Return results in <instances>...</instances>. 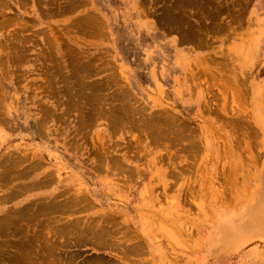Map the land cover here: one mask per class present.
Here are the masks:
<instances>
[{"label": "rangeland", "instance_id": "374dc122", "mask_svg": "<svg viewBox=\"0 0 264 264\" xmlns=\"http://www.w3.org/2000/svg\"><path fill=\"white\" fill-rule=\"evenodd\" d=\"M262 209L264 0H0V264H264Z\"/></svg>", "mask_w": 264, "mask_h": 264}, {"label": "bare ground", "instance_id": "6f19581e", "mask_svg": "<svg viewBox=\"0 0 264 264\" xmlns=\"http://www.w3.org/2000/svg\"><path fill=\"white\" fill-rule=\"evenodd\" d=\"M148 119H150L151 120V117H147ZM147 118H146V120H147ZM170 118H171V120H172V122L174 121L175 122V120H174V118L173 117H171L170 116ZM144 122V121H143ZM146 122V124L147 123H150L149 121H145ZM27 174V173H26ZM10 176V175H9ZM13 177V176H12ZM12 177H10V178H12ZM4 178V177H3ZM9 178V177H8ZM10 178L8 179V180H10ZM11 181V180H10ZM44 182V181H43ZM42 182V183H43ZM29 183V182H28ZM37 183V182H36ZM36 183L34 184L35 186H36ZM24 184V183H23ZM38 184H40V183H38ZM37 184V185H38ZM30 186V185H29ZM29 186H27V184L26 185H24L23 187H19L18 186V188H17V191H20V190H22L23 191V189H25V188H29ZM34 186V187H35ZM34 187H31V188H34ZM21 191V192H22ZM10 193V195H11V192H9ZM9 196V195H8ZM11 197V196H10ZM51 198H53V196L51 197ZM55 198V197H54ZM49 201V200H48ZM47 201V202H48ZM77 201V200H76ZM54 202V201H53ZM72 202V201H71ZM33 203V202H32ZM50 203H51V201H50ZM42 205H40V203H38V205H35V206H30V207H28V206H24V207H21V208H17V209H15L14 211H11V212H8V213H4V214H7L8 216H10V217H12V216H14V214L15 213H19V214H24V213H26V214H29L28 212H29V210H31L32 211V214H34V213H36L37 211H44L43 213L44 214H49V213H51V211L52 210H55V212H56V209L57 208H60L61 207V205H59V206H55V205H53V204H55V203H51L53 206H55V207H53L52 208V206L51 207H49L48 205H49V202H48V204L47 203H45V202H42L41 203ZM68 207V204H66V208ZM70 207V206H69ZM49 208V209H48ZM48 209V210H47ZM64 209V208H63ZM47 210V211H46ZM66 210V209H65ZM262 210H264V209H262ZM54 212V211H53ZM58 212V211H57ZM3 215V214H2ZM2 215L0 216V226L2 225V223L3 222H5L6 220H4V219H1L2 218ZM99 220H102L101 222L99 221ZM99 220H97V219H94V218H89L86 222H79L78 220H74V221H69V222H67L66 224H65V226H63L64 227V229H61V228H59V227H57V231L58 232H60V233H64V231L68 234V237H70V235H72L73 236V238H74V241H81V242H87V241H89V243L91 242V243H94V244H96V243H104V244H109V245H112V247H119L121 250L124 248V244L123 243H125V242H123V241H121V242H123V243H121L122 244V246H120V243L118 244L117 242H115L116 240H118V238H116L115 239V232L114 231H116V228L117 227H115V223L116 222H118V221H116V218H111V217H106V216H104V217H102L101 219H99ZM58 221V220H57ZM6 222H8V221H6ZM117 224V223H116ZM112 227V229H114V230H112L111 228H109V227ZM113 227H115V228H113ZM120 227V226H119ZM118 229V228H117ZM124 231V230H123ZM55 232V231H54ZM117 232V231H116ZM124 233H125V231H124ZM61 236V235H60ZM173 235H171V237H172ZM56 237H58V235H56ZM62 237H63V234H62ZM61 237V238H62ZM66 237V236H65ZM117 237V236H116ZM119 238H121V237H119ZM175 237L173 236V239L172 240H174V241H176V238L174 239ZM63 239V238H62ZM65 240V239H64ZM69 242H70V240L69 239H66V243H65V245L66 246H68L69 245ZM81 242H79V243H81ZM72 243V242H71ZM70 243V244H71ZM126 243H128V242H126ZM136 244H129L130 246L128 247V246H125V250L127 249V250H129V251H139V249H140V247H139V243L138 242H135ZM49 247L50 248H52L49 252L51 253L50 254V256H53V259L50 261V263H53V262H55V261H59L60 259H62V255L60 256V254H57L55 251H54V249L55 248H60L59 246V244H58V242L56 241V240H49ZM74 244V243H73ZM84 244V243H83ZM82 244V245H83ZM62 245H63V243H62ZM72 245V244H71ZM64 246V245H63ZM116 249V248H115ZM20 250V249H19ZM17 251V250H16ZM21 251V250H20ZM64 252V251H63ZM55 253V254H54ZM61 254H62V252H60ZM77 254V253H76ZM131 254H133V253H131ZM39 256V254H36V256ZM78 255V254H77ZM77 255H75V254H73V253H67L63 258L66 260V262H69L68 264H78V263H80V262H76L75 261V259H76V256ZM119 255V254H118ZM123 255V254H122ZM125 255V254H124ZM14 256H15V254H14ZM37 256V257H38ZM80 256V255H79ZM96 256V255H95ZM94 256V257H95ZM129 256V255H128ZM87 257V256H86ZM125 258V257H124ZM55 259V260H54ZM87 260V259H86ZM86 260L84 261L85 263H83V264H110L108 261L107 262H104L102 259H92V257L90 258V256H89V258H88V260L89 261H87L86 262ZM96 260V261H95ZM82 262V261H81ZM116 262V261H115ZM63 264H65V263H63ZM82 264V263H81ZM112 264V263H111Z\"/></svg>", "mask_w": 264, "mask_h": 264}]
</instances>
